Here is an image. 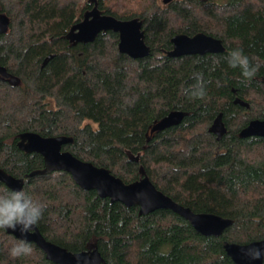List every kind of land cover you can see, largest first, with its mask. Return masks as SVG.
Here are the masks:
<instances>
[{
	"label": "trees",
	"instance_id": "obj_1",
	"mask_svg": "<svg viewBox=\"0 0 264 264\" xmlns=\"http://www.w3.org/2000/svg\"><path fill=\"white\" fill-rule=\"evenodd\" d=\"M103 13L144 20L151 52L119 51V34L70 42L90 0H0L10 18L0 34V168L24 178L22 191L45 205L42 234L70 251L95 244L105 264H235L225 242L264 239V137H240L251 119H264V0H96ZM204 32L223 40L220 53L167 55L176 34ZM240 50L256 75L246 81L227 62ZM14 79V80H12ZM201 82L205 95L191 98ZM249 107L235 103L236 98ZM173 110L183 121L151 133ZM221 118L226 133L212 130ZM68 135L63 146L105 166L126 183L142 170L158 189L195 212L232 218L221 236H205L170 209L140 214L81 188L65 171L27 176L45 167L40 153L20 149V134ZM13 192L0 182V194ZM19 240L0 228V264H56L33 242L13 258Z\"/></svg>",
	"mask_w": 264,
	"mask_h": 264
},
{
	"label": "water",
	"instance_id": "obj_2",
	"mask_svg": "<svg viewBox=\"0 0 264 264\" xmlns=\"http://www.w3.org/2000/svg\"><path fill=\"white\" fill-rule=\"evenodd\" d=\"M172 0H163L168 4ZM93 7L87 10L82 20L74 24L67 37L70 42H92L101 32L112 30L119 34V51L128 54L132 58H143L150 54L151 47L145 41L143 29L144 20L139 17L121 19L111 14L103 13L96 0H90ZM10 18L0 12V34L8 31ZM173 47L166 53L171 57H179L188 54L220 53L226 50L222 39L198 32L194 35L176 34L172 38ZM0 75L10 78V73L5 66L0 65ZM14 80V79H12ZM235 103L249 107V103L241 98H236ZM187 112L173 110L162 119L154 122L151 133L162 131L166 128L180 124ZM212 130L219 138L226 133V128L218 118ZM240 137L250 136L264 137V119H251L241 129ZM74 138L68 135L43 136L34 131H26L20 134L19 147L25 152L40 153L45 162V167L28 174H45L52 171L68 172L74 181L83 189H94L101 197L110 198L112 202H122L128 207L139 206L140 214H148L157 209H170L188 220L191 225L205 236H221L224 231L233 224L232 218H227L211 212H195L190 207L180 204L172 197L161 191L142 170V177L134 182L126 183L105 166H99L91 161L83 160L63 146L72 143ZM0 182L13 191H22L24 178H18L0 168ZM9 234L26 242H33L45 254L46 258L56 264H105V258L98 247L93 244L88 249L73 252L51 240H48L40 231L38 225L33 233L22 235L19 230L5 229ZM225 250L234 260L235 264H264V255L259 259H253L256 249L264 251V239L242 244L237 242H225ZM247 251V254L245 252Z\"/></svg>",
	"mask_w": 264,
	"mask_h": 264
},
{
	"label": "clouds",
	"instance_id": "obj_3",
	"mask_svg": "<svg viewBox=\"0 0 264 264\" xmlns=\"http://www.w3.org/2000/svg\"><path fill=\"white\" fill-rule=\"evenodd\" d=\"M227 62L232 68H239L246 81H250L257 73L260 65H252L247 56L240 50H233L227 57ZM191 98H203L205 95L201 82L191 90H185ZM45 205L34 201L23 191H13L8 194H0V228L19 230L22 235L33 233L35 226L42 217ZM31 246L26 241H21L9 250L13 258L30 255ZM247 254V251L245 252ZM264 251L256 249L253 259H259Z\"/></svg>",
	"mask_w": 264,
	"mask_h": 264
},
{
	"label": "flooded vegetation",
	"instance_id": "obj_4",
	"mask_svg": "<svg viewBox=\"0 0 264 264\" xmlns=\"http://www.w3.org/2000/svg\"><path fill=\"white\" fill-rule=\"evenodd\" d=\"M94 4V3H93ZM93 7V6H92Z\"/></svg>",
	"mask_w": 264,
	"mask_h": 264
},
{
	"label": "rangeland",
	"instance_id": "obj_5",
	"mask_svg": "<svg viewBox=\"0 0 264 264\" xmlns=\"http://www.w3.org/2000/svg\"><path fill=\"white\" fill-rule=\"evenodd\" d=\"M165 4V3H164Z\"/></svg>",
	"mask_w": 264,
	"mask_h": 264
}]
</instances>
